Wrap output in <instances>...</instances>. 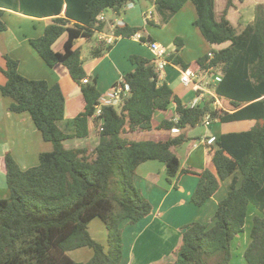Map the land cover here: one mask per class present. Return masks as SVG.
<instances>
[{"label": "trees", "instance_id": "1", "mask_svg": "<svg viewBox=\"0 0 264 264\" xmlns=\"http://www.w3.org/2000/svg\"><path fill=\"white\" fill-rule=\"evenodd\" d=\"M139 1L0 0V32L7 30L3 19L7 9L38 18L53 17L45 33L31 39L30 44L49 67L63 65L68 69L85 102L73 120L75 132L65 133L58 125L66 116L61 85L22 76L18 61L6 56L2 72L7 82L1 86V94L12 99V113H29L53 150L41 153L39 165L26 170L10 153L4 158L9 195L0 198V264H121V224H136L153 212V205L134 181L138 168L149 161L165 164L167 179L176 188L175 181L182 175L198 176L199 184L191 197L197 207L204 206L222 183L231 179L213 224L185 226L183 229H190L182 234L177 261L166 264H210L212 260L231 264L232 243L245 232L250 206L262 215L253 219L244 258L247 264H264V4L256 6L252 22L235 27L228 18L234 0H228L221 16L216 0H147L159 19L146 17L148 24L169 23L191 1L197 14L194 26L205 40L211 45L229 44L210 51L212 59L207 53L194 63H186L180 56L184 41L177 38L176 51L169 57L182 70L219 67L221 82L215 92L226 104V111L214 110L210 101L197 108L184 104L160 79L154 59L133 55L130 61L135 69L120 82L129 85V95L119 106H104L95 119L100 124L97 147L91 151L88 147L69 149L64 144L90 136V120L103 97L97 80L91 81L87 75L81 48L75 47L77 40H90L98 31L107 30L108 23L99 20L107 10L120 13L129 3ZM65 33L64 51L56 52L53 46ZM114 33L123 38L140 34L143 42L153 41L142 36L139 27H116ZM112 47L100 44L92 56L99 58ZM159 112L167 117L155 127L153 121ZM208 118L211 124L252 121L254 125L245 131L221 134L207 145L216 174L207 168L200 172L183 169L177 149L195 140L188 131L205 125ZM155 129L170 136L162 140L128 137ZM174 129L179 132L173 133ZM95 219L102 220L108 229V251L89 232ZM83 248L93 251L87 262H76L67 254Z\"/></svg>", "mask_w": 264, "mask_h": 264}, {"label": "crops", "instance_id": "2", "mask_svg": "<svg viewBox=\"0 0 264 264\" xmlns=\"http://www.w3.org/2000/svg\"><path fill=\"white\" fill-rule=\"evenodd\" d=\"M37 6L38 4L36 3V7ZM235 8H237L236 4L232 9ZM150 12L152 13V19L156 20L154 5L150 1L142 0L133 3L131 6H125L120 13H116L112 10L113 15L117 17L109 15L108 17L107 13H104L106 22L108 23L107 30L109 31L111 25L119 21L123 22L124 26L128 25L130 27L141 28L145 22L146 15ZM182 12L183 9L178 13L177 17L182 14ZM196 16L197 14L193 16L194 21ZM3 19L7 24V30L0 32V88L7 82L2 72V69L6 68V56L18 61V71L22 76L32 80H44L50 85L59 83L66 97L65 119L69 120L66 126L64 125L62 127L59 125V127L65 133L73 134L75 132L73 120L85 106L81 88L71 78L65 66L57 65L53 68L49 67L30 44L31 39L39 38L45 33L46 27L53 22V17L38 18L7 9L5 10ZM198 34L199 33H196L195 30H189L188 34L183 36L185 41L189 39L192 40L195 45L194 48L196 47V52L193 53V56H191V53H187L186 49L181 50L180 56L186 63H194L205 56L203 53H205L206 45ZM150 37L153 41L162 45L169 44L172 41V36L167 39L158 40L157 35L150 33ZM98 46L99 41L97 40L94 48ZM75 47L77 48V43ZM133 55L154 59L152 51L145 42L138 41L135 38H122L108 53L84 65L89 79H91V81L94 79L97 80V87L103 96L108 95L118 81L120 82L122 80L124 75L135 69V65L130 61V57ZM181 70V67L169 64L162 72V77L160 79L166 81L175 93L180 96L183 103L188 105L194 98V92L186 90L183 85L177 87L176 82L178 81L177 78L180 76ZM106 92L107 94H105ZM12 102V99L4 97L0 90V198L9 195L4 167V158L6 154L10 153L19 166L23 170H26L30 167L39 165L41 153L53 150V145L43 140L41 132L35 126L29 113L15 114L9 110ZM165 117H167L165 113H157L153 125L155 127L158 126ZM95 119L96 118L92 117L90 120V136L86 139L67 140L64 143L66 148L88 147L92 150L95 149L99 143L100 127V124L96 123ZM226 124H224V126ZM253 125L254 123L251 124L250 128ZM213 126L214 124L210 125V130H213ZM208 131L209 130L206 128L202 135H197L195 130L192 129L188 131V135L195 140L190 141L192 145L189 146L187 151H183V155L181 154L180 156L177 152L183 169L190 168L200 172L207 168L214 174L217 173L216 167L211 162L209 147L205 143V139L212 137L216 138L224 133L238 131L232 129L226 130V128L222 126L220 130L218 132L216 130V134H213L211 137L207 136ZM145 133L151 134V138L149 139L162 140L170 136L168 132L156 129L151 132H139L130 136H138ZM131 139L149 140L142 138ZM202 146H206V151L201 150ZM158 162L159 161H149L142 164L135 175V185L141 191L142 195L153 205V212L148 217L142 219L132 227H129L131 228V238L129 246L123 248V260L121 264H166L175 262L176 257L174 251L179 248L182 242L183 233H181V230H183L185 226L196 222L212 225V216L215 215L220 200L227 194L231 179L223 182L219 192L208 200L204 206L197 207L191 203V197L199 184V177L191 174H184L175 181L178 185V188H176L174 183L168 182L167 177V182L165 181V173L167 176L166 165L163 163H160V165ZM157 170L160 172L159 175L163 176H156ZM223 184H226V186H223ZM184 188L187 189V191H184ZM250 208L246 220L245 232L248 228V218L251 217ZM205 220H209V222L206 223ZM129 225V221H124L121 224L123 234H126V229ZM241 235L237 238H240ZM245 242L249 245L251 237L250 240L246 237ZM240 245H242L241 242ZM246 249L247 247L245 250ZM85 256L89 258L79 259L76 262H87L93 257L92 253L89 251H86ZM231 264H233L232 260ZM240 264L244 263L242 262Z\"/></svg>", "mask_w": 264, "mask_h": 264}, {"label": "rangeland", "instance_id": "3", "mask_svg": "<svg viewBox=\"0 0 264 264\" xmlns=\"http://www.w3.org/2000/svg\"><path fill=\"white\" fill-rule=\"evenodd\" d=\"M236 7L235 9H232L228 15L229 20L233 23V25L235 27H238L239 25H246L250 22H252L255 19V9L256 6L259 4H264V0H245L243 3L239 2L238 0H234ZM228 0H216V11L218 16H221L223 14V11L226 8ZM105 13H107V16H114L112 13V10H107ZM196 12H195V7L192 4L191 1H188L184 8H183V12L182 14H180L178 17L176 14L169 23L162 25V26H153L147 23V18L145 17V22L143 23L142 28V36L148 37L150 36V33H153L154 35H157V39H164V38H170L172 36V41L169 44L163 45L168 51L175 52L176 51V44H175V40L177 38H182L184 41V46L182 47L181 50L186 49L187 53H191V56H193L196 52V47L194 48V42L192 40H184L183 36H186V34H188V31H193L195 30L196 33H199L198 35H200L201 39H203V41L205 42L206 48H205V53L203 54H207L212 50H220V49H224L226 47L229 46V44H223V45H211L209 44L205 38L202 36L200 30L194 26V19L193 16H195ZM108 16V17H109ZM117 17V16H114ZM177 17V18H176ZM195 18V17H194ZM156 21L159 22L158 16L156 15ZM149 34V35H148ZM68 38V34L65 33L63 36H61V38L55 43L54 50L56 52H63L64 51V43L66 42ZM98 40V36L97 34H95L93 36L92 39L87 40V39H79L77 40V48H81L82 46V59L84 61V65L90 63L91 61L95 60L96 58H94L92 56V50L94 48L95 43ZM189 44V45H188ZM162 45V44H161ZM181 73L180 76L177 78V87L179 85H183L180 81H181ZM119 83V81H118ZM175 87V88H177ZM186 90H191V88H186ZM107 94V92L105 93ZM224 104V103H223ZM225 107L226 104H224ZM69 122V120L64 119L63 121H60L58 123V125L60 126H66V124ZM254 122L252 121H243V122H233V123H228L224 126V124H219V123H214V126L212 127L213 130H210V126H206V125H201L198 126L192 130H195V133L197 135H202V133L206 130V128L209 130L207 133V136L211 137L213 134H216V130L217 132L220 130V128L223 126L226 128V130H237V131H244L250 128L251 124H253ZM212 125V124H211ZM219 127V128H217ZM218 134V133H217ZM153 136V134H152ZM131 138H142V139H149L151 138V134H141V135H135V136H130ZM208 138L205 139V143L206 140ZM188 144V145H187ZM185 145L187 146H181L177 149L178 154L181 156V154L183 155L184 152L183 151H187L189 149V146L192 145L191 142L187 143ZM186 149V150H185ZM92 151V149H90ZM201 150H205L206 151V146H202ZM159 164L161 162H158ZM161 165V164H160ZM160 172L159 170L156 171V176H163V175H159ZM166 173H165V181L166 180ZM169 182V181H168ZM223 186H226V184H223ZM184 191H187V189H183ZM250 213H251V217L248 218V228L247 231L245 232V234L243 233L241 235L240 238H237L236 240L233 241L232 243V262L233 264H240V263H244L246 264V260L244 258V252H245V248L248 247V243L245 242V238L247 237L248 240H250V233H251V225L253 222V219L255 216H259L261 215L260 212L258 210H256L253 206H251L250 208ZM212 218L214 219V215L212 216ZM206 223L209 222V220H205ZM200 223V222H199ZM203 224V223H202ZM135 224H131L129 226H127L126 229V234H123V228H121V238H122V244H123V248L125 246H129V241H130V234H131V228ZM183 233V230H181ZM89 232L91 234V236L93 237V239L95 241H97L98 243H100L101 245L104 246L105 250L108 251V240H109V232L107 227L105 226V224L102 222V220L100 219H95L93 220L90 224H89ZM240 242L242 243V245H240ZM245 243V245H244ZM244 245V246H243ZM86 251H89L92 253L93 255V251L90 248H84V249H80L77 251H72L67 253L68 256H70L74 261H78L79 259H87L89 257L85 256ZM177 251L178 248L174 251V255L176 257V261L178 258L177 255ZM90 260V259H89ZM175 261V262H176ZM173 262V263H175ZM210 264H215V262L212 260L210 261Z\"/></svg>", "mask_w": 264, "mask_h": 264}, {"label": "built area", "instance_id": "4", "mask_svg": "<svg viewBox=\"0 0 264 264\" xmlns=\"http://www.w3.org/2000/svg\"><path fill=\"white\" fill-rule=\"evenodd\" d=\"M133 3H129L127 6H131ZM148 19L152 18V13L150 12L147 16ZM100 21H106L104 13L99 16ZM124 23L119 21L115 24L111 25V28L109 31H98L96 34L98 36L99 45L105 44L106 46H114L118 41H120L123 37L117 36L114 33V29L116 27H123ZM133 38H135L138 41H141V35L136 34ZM149 49L152 51L154 55V60L156 62V69L157 72L160 75V78L162 77V72L165 70V68L172 64L169 60V57L171 55V52L168 51L163 45L156 41H149L145 42ZM210 59L214 57L212 53H209ZM181 83L186 88H191V91L194 92V98L190 101L188 104L191 108H197L201 107L205 104V102L210 101L211 106L214 110L218 111H226V108L224 106V101L219 98V96L215 92V86L221 82V73L219 71V67H210L207 70L198 69L195 71H192L190 69L187 70H181ZM84 83H88V80L85 79L83 81ZM121 82V81H120ZM119 84L117 83L111 90V92L103 96L100 100V103L95 107V114L93 115V118H97L102 113V108L104 106H119L123 99L127 97L130 93V87L129 85L125 84ZM224 103V104H223ZM206 126H210L211 123L209 121V118L207 119V122L205 123ZM173 133H178L179 130L174 129L172 131ZM215 141V137L208 138L206 140V144L210 145Z\"/></svg>", "mask_w": 264, "mask_h": 264}, {"label": "water", "instance_id": "5", "mask_svg": "<svg viewBox=\"0 0 264 264\" xmlns=\"http://www.w3.org/2000/svg\"><path fill=\"white\" fill-rule=\"evenodd\" d=\"M188 229H190V226H188L187 228L183 229V233H185Z\"/></svg>", "mask_w": 264, "mask_h": 264}]
</instances>
